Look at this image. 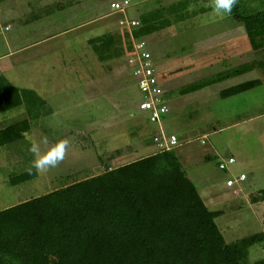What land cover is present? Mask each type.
Segmentation results:
<instances>
[{"label": "rangeland", "instance_id": "1", "mask_svg": "<svg viewBox=\"0 0 264 264\" xmlns=\"http://www.w3.org/2000/svg\"><path fill=\"white\" fill-rule=\"evenodd\" d=\"M22 1L0 2V29L11 26L0 32V77L23 99L0 113V129L28 123L20 139L0 146V211L157 152L151 141L157 127L137 110L140 95L124 64L136 30L166 91L164 126L178 138L171 153L207 209L221 212L214 223L225 243L264 232V47L252 50L243 28L229 15L218 16L211 0H130L124 13L110 10V1L119 0H41L38 11L45 16L28 26L5 14L12 3L17 15L26 11ZM236 6L255 13L264 0H238ZM169 7L179 12L168 15ZM154 10L161 18L141 29L119 24ZM243 64L250 70L191 93L178 91ZM251 80L259 84L219 97ZM65 137L71 146L59 167L46 175L33 169L32 179L8 184L28 172L33 143L45 151ZM229 157L234 163L218 170ZM239 173L246 179L234 194L224 182ZM246 255L248 263L264 260V242Z\"/></svg>", "mask_w": 264, "mask_h": 264}, {"label": "trees", "instance_id": "2", "mask_svg": "<svg viewBox=\"0 0 264 264\" xmlns=\"http://www.w3.org/2000/svg\"><path fill=\"white\" fill-rule=\"evenodd\" d=\"M238 10L235 6L229 16L243 28L251 49L264 47V9ZM173 12L179 9L169 7L165 13ZM159 13L141 15L139 28L161 18ZM248 67L243 64L178 91L200 90ZM258 84L243 82L221 90L219 97ZM20 97L0 77V113L22 105ZM26 131V121L0 129V146ZM33 177V171L24 172L8 184ZM220 215L207 209L171 150L156 152L1 210L0 264H264L246 258L252 245L264 242V232L225 243L214 223Z\"/></svg>", "mask_w": 264, "mask_h": 264}, {"label": "built area", "instance_id": "3", "mask_svg": "<svg viewBox=\"0 0 264 264\" xmlns=\"http://www.w3.org/2000/svg\"><path fill=\"white\" fill-rule=\"evenodd\" d=\"M130 0L113 1L109 4L110 10L114 13H124L129 6ZM119 24L130 29L139 28L138 20H119ZM7 27H4L6 30ZM131 50L124 59V64L128 68L130 77L136 86L140 100L137 103V110L143 112L147 123L157 127V134L151 137L152 144L157 152L168 151L175 147L178 138L175 134L165 129L164 121L168 114V102L166 91L161 87L155 69V64L151 54L146 50V42L142 37H131ZM202 143V142H201ZM234 163L233 158L229 157L225 161H220L216 167L220 171L227 169V166ZM245 180V175L239 173L235 178L229 177L224 182V187L232 189L236 194L235 187Z\"/></svg>", "mask_w": 264, "mask_h": 264}, {"label": "clouds", "instance_id": "4", "mask_svg": "<svg viewBox=\"0 0 264 264\" xmlns=\"http://www.w3.org/2000/svg\"><path fill=\"white\" fill-rule=\"evenodd\" d=\"M238 0H211V7L218 16L230 15ZM44 143H48L45 139ZM71 142L69 138L58 139L52 143L45 151H41L40 145L33 143L28 151L32 153L34 159L28 168L29 174L34 169L39 175H46L51 169L59 167L68 156Z\"/></svg>", "mask_w": 264, "mask_h": 264}, {"label": "crops", "instance_id": "5", "mask_svg": "<svg viewBox=\"0 0 264 264\" xmlns=\"http://www.w3.org/2000/svg\"><path fill=\"white\" fill-rule=\"evenodd\" d=\"M2 1H5V0H0V2H2ZM10 1H12V0H10ZM34 1L36 2V4L31 5V3L34 2ZM25 2H27L28 4L27 5H24L23 3H25ZM41 3H42L41 0H23L22 1V4H23L24 8H26V11H23L22 14H20V15H17V13H15L17 6L15 5V3H12V4H10V6L5 7V14H6L7 17H10L12 21H15L17 23H20L23 26H28L29 24H31V22L33 20H34L33 22H38L43 16H45L44 13H41V12L38 11L39 10V6H37V5H40ZM110 3H111V1H110ZM46 7H48V6L46 5L45 8ZM53 10H56V9L55 8H51L49 10L50 13L48 12L49 14H47V15H50L53 12ZM26 18H29V20L26 19ZM4 27H7V29L4 30ZM10 29H11V26L8 23H5L3 25V27L0 29V32L1 31L7 32ZM128 44H129V47L127 49V51H128L127 54H129L130 53V50H131L130 43H128ZM18 50H20V49H16L13 52H16ZM169 112H170V110H168V114H169ZM245 179H246V175H245ZM260 201H264V199H262Z\"/></svg>", "mask_w": 264, "mask_h": 264}]
</instances>
